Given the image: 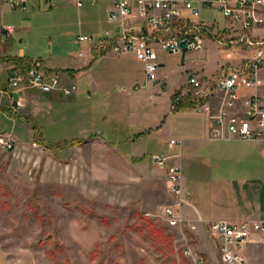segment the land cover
Here are the masks:
<instances>
[{
	"label": "crops",
	"instance_id": "crops-1",
	"mask_svg": "<svg viewBox=\"0 0 264 264\" xmlns=\"http://www.w3.org/2000/svg\"><path fill=\"white\" fill-rule=\"evenodd\" d=\"M115 1L33 0L26 12H19L0 0V136L6 134L21 143L25 137L36 140V125L43 141L52 143L44 136L46 129L72 125L78 134L65 136L68 138L57 145L85 143L60 151L83 152L84 166L92 160L101 161L107 170L101 182L112 185L117 206H134L165 221L166 210L174 204L168 174L152 160L147 161L145 154L148 141L163 137L168 152L152 158L181 155L170 165L182 170V214L186 227L196 236L205 237L212 222L264 221V140L214 141L208 115L187 107L172 112L173 96L187 87L190 76L213 84L223 69L237 64L232 54L236 47L224 50L206 37L199 51L170 55L158 49V55H165L159 57V82L151 85L144 64L135 56L101 54L97 49L107 32L118 35L116 26L109 22ZM201 21L217 25L228 42L235 43L244 34L227 31V20L219 9L202 8ZM134 22L137 27L143 24L140 18ZM250 35L255 41L264 39V26ZM80 36L93 37L94 45L76 44ZM67 39L70 44L66 47L77 46L79 51L68 58L55 54L56 46L62 47L65 44L61 42ZM239 54L249 55L247 50ZM38 63L47 72L59 73L64 86H77V92L65 98L59 93L21 91L13 98L22 100L25 108L15 114L5 94L10 91L12 73L17 67L24 70ZM262 76L264 80V71ZM259 94L264 98V88ZM82 100L89 105L78 110L85 117L89 115L84 121L74 114ZM223 100L224 93L215 90L210 101L213 114L218 113ZM101 105L106 108L102 110ZM4 121L14 123L11 132ZM17 122L22 125L21 134L15 133ZM97 127L103 130L97 132ZM173 140L182 145L172 147ZM85 150L97 154L90 157ZM245 252L250 264H257V255L264 254V237H254Z\"/></svg>",
	"mask_w": 264,
	"mask_h": 264
},
{
	"label": "rangeland",
	"instance_id": "rangeland-1",
	"mask_svg": "<svg viewBox=\"0 0 264 264\" xmlns=\"http://www.w3.org/2000/svg\"><path fill=\"white\" fill-rule=\"evenodd\" d=\"M67 40L55 54L68 58L79 51L66 47ZM164 55L160 52V59ZM88 106L84 100L76 104L79 120L89 117L78 111ZM19 123L17 134L22 132ZM4 124L11 132L14 123ZM46 130L45 138L56 145L78 134L72 125ZM5 135L0 138L13 141ZM27 139L13 141L12 149L0 143V264H222L208 228L199 237L137 207L117 206L112 185L101 182L107 171L101 161L84 166L83 152L48 150L34 137ZM163 139L148 141L147 161L167 151ZM95 153L85 150L90 157ZM256 263L264 264V254L257 255Z\"/></svg>",
	"mask_w": 264,
	"mask_h": 264
},
{
	"label": "built area",
	"instance_id": "built-area-1",
	"mask_svg": "<svg viewBox=\"0 0 264 264\" xmlns=\"http://www.w3.org/2000/svg\"><path fill=\"white\" fill-rule=\"evenodd\" d=\"M4 1L19 12H26L33 2ZM202 8L221 10L227 20V31L244 34L237 42H228L220 35L217 25L201 21ZM137 18L142 20L140 27L134 22ZM109 22L116 26L118 35L107 32L98 51L118 57L135 56L144 64L147 82L151 85L159 82L161 64L158 49L170 55L199 51L204 48L206 37L213 38L224 50L236 47L232 54L237 64L223 69L213 84L190 76L187 87L173 96L172 112L187 107L208 115L212 123L211 139L214 141L264 140V98L259 94L264 88V39L255 41L250 35L254 29L264 26V0H116ZM185 41L187 46L184 49L182 43ZM76 44L93 46L94 39L80 36ZM245 50L249 55L240 56L239 51ZM217 89L224 93V100L218 113L213 114L210 101ZM29 90L70 97L77 92V86H64L59 73L47 72L39 63L24 70L17 67L10 79V91L5 93L13 113L17 114L25 108L24 102L15 100L13 95ZM12 142L0 138V143L7 149L13 148ZM170 144L176 147L182 142L173 140ZM179 158L181 155H155L152 161L157 168L167 172L169 192L174 197L173 206L166 210L165 222L171 228L182 229L187 228L182 214L183 174L179 166L170 165V161ZM208 230L217 244L222 264H250L245 249L254 237H264V221L212 222Z\"/></svg>",
	"mask_w": 264,
	"mask_h": 264
},
{
	"label": "trees",
	"instance_id": "trees-1",
	"mask_svg": "<svg viewBox=\"0 0 264 264\" xmlns=\"http://www.w3.org/2000/svg\"><path fill=\"white\" fill-rule=\"evenodd\" d=\"M35 136H36V142L40 146H44L48 150H65L68 147H80L82 146L85 141H73L70 145H56L52 143H46L43 141L42 136L40 135V132L38 130V127L34 126Z\"/></svg>",
	"mask_w": 264,
	"mask_h": 264
},
{
	"label": "water",
	"instance_id": "water-1",
	"mask_svg": "<svg viewBox=\"0 0 264 264\" xmlns=\"http://www.w3.org/2000/svg\"><path fill=\"white\" fill-rule=\"evenodd\" d=\"M186 46H187V41H185V42L182 43V47H183L184 49L186 48Z\"/></svg>",
	"mask_w": 264,
	"mask_h": 264
}]
</instances>
